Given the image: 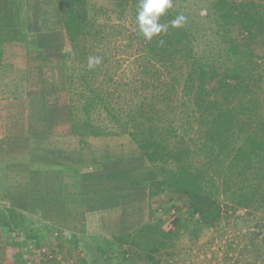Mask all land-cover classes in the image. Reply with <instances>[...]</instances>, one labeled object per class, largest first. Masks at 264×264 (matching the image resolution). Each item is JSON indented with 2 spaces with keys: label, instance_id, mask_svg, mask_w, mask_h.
Returning a JSON list of instances; mask_svg holds the SVG:
<instances>
[{
  "label": "trees",
  "instance_id": "1",
  "mask_svg": "<svg viewBox=\"0 0 264 264\" xmlns=\"http://www.w3.org/2000/svg\"><path fill=\"white\" fill-rule=\"evenodd\" d=\"M139 2L116 0V7L124 10L128 7L130 24L136 23ZM172 3V8L160 18V23L168 25L167 32L154 36L151 41L143 37L134 23L137 33L133 35L141 44L143 53L133 59L139 62L147 58L146 62L150 63V56L158 63V78L153 85L154 88L158 85V94L155 95L152 89V99L158 101L156 125L148 115L146 123L140 119L145 114L144 101L130 105L125 113L121 111L125 108L123 105L113 103L121 96L117 86L122 81L109 73L117 61L108 53V48L103 49L109 36L107 30L112 25L108 20L101 24L95 19L99 12L108 14L110 9L98 8L90 0L0 1L1 36H6V30H13L15 38L28 37L44 57V47L47 46L42 44V49L38 46L39 37L43 36L45 40L47 33L63 34L61 58L72 132L82 136L111 134L91 122V114L96 109L105 111L118 125L127 123L121 121L122 116L130 118L129 124L135 132L132 139L140 151L139 156L145 157L149 166L144 170L130 168L116 172L114 176L119 178L116 179L120 182L119 187L127 183L132 192L146 187L150 195L169 191L186 196L188 217L174 219V229L164 231L162 219L157 217L154 222L150 218L132 233L114 238L138 247L141 240L146 241L145 255L138 256L147 264H173L165 258L166 249L172 247L178 238L179 228L188 227L184 221L192 223L190 232L193 236H197L203 227L218 223L221 219V192L225 195L235 187L239 191L236 195L239 201L248 196L256 197V190L262 189L264 197V0H209L201 17L207 19V26L202 20L193 25L185 16L186 23L179 28L170 24L182 14L175 0ZM197 28L205 29V38H213L218 45L217 55L210 48L207 51L199 48L197 39L202 36ZM128 38L133 39L131 35ZM96 56L101 58V63L89 69V57ZM132 76L145 83L143 74L134 73ZM184 97H187L188 106L185 100L179 105L174 102V106L181 107L179 114L189 110L187 118L194 137H187L184 126L175 125L172 117L163 116V119L160 115L172 106L171 102ZM154 104V101L146 104L149 112ZM180 128L182 133H179ZM157 133L158 139L155 138ZM128 160L131 164L134 161ZM61 168L32 154L28 162L19 164L17 171L4 170L3 181L7 186L3 194L20 211L38 213L57 225L73 224L74 220L62 217L72 218L80 208H89L85 196H89L87 192L91 189H81V204L64 203ZM168 169L172 172L170 175ZM11 181L15 183L13 188L8 186ZM220 187H223L221 192ZM96 190L101 193L102 189L91 190L93 195ZM8 212L17 214L19 211L16 213L13 208ZM18 225L16 220V228ZM100 252L107 255L105 250ZM134 256L137 255L131 258ZM101 259L108 262L106 257ZM95 261L103 264L98 257Z\"/></svg>",
  "mask_w": 264,
  "mask_h": 264
},
{
  "label": "crops",
  "instance_id": "2",
  "mask_svg": "<svg viewBox=\"0 0 264 264\" xmlns=\"http://www.w3.org/2000/svg\"><path fill=\"white\" fill-rule=\"evenodd\" d=\"M12 31H4L5 37L0 35V264H40V256H35L36 252L45 253L43 259L53 258L56 264H63V253L72 250L67 245L68 241L75 249H82L78 243L84 235L92 240L114 239L135 231L152 218L157 207L153 200L160 193L150 195L146 187L132 192L127 183L119 187L120 182L116 180L119 178L114 176L116 172L130 168L144 170L149 166L137 149H134L135 154H129V144L119 152L106 145L99 151L87 139L114 137V134L82 136L71 131L70 104L61 58L63 34L47 33L45 40L43 36L39 37L40 40L36 41L38 46L41 49L47 46L42 57L30 38H15ZM69 141L74 143V147L69 146ZM86 146L89 150L87 158L83 155ZM96 150L100 155L95 154ZM32 154L40 156L43 162L62 167L60 183L64 203L81 204V189H102L101 193L96 190L94 195L91 190L87 192L89 196H85V202L90 204L89 208H80L72 218L62 217L74 220L73 224L57 225L38 213L20 211L4 196L3 189L7 186L3 181L4 170L17 171L19 164L28 162ZM128 159L134 162L131 164ZM8 186L13 188L15 183L11 181ZM13 208L19 212L9 213L8 209ZM22 218L48 223L50 235H44L51 239L43 242L45 238L38 239L34 233L29 234L32 230L26 231V238L21 237L15 221ZM73 236L75 240L71 239ZM102 241L85 245L88 256L84 260L87 264H99L95 261L97 257L103 264L101 258L108 259L100 252L106 246ZM127 262L145 264L140 256H134Z\"/></svg>",
  "mask_w": 264,
  "mask_h": 264
},
{
  "label": "rangeland",
  "instance_id": "3",
  "mask_svg": "<svg viewBox=\"0 0 264 264\" xmlns=\"http://www.w3.org/2000/svg\"><path fill=\"white\" fill-rule=\"evenodd\" d=\"M90 1L98 8L104 7L110 9V13L108 14L99 12L95 19L101 24H105L106 20H108L110 21L109 24L112 25L111 29L107 30V32H109V36L108 39L106 38L105 40V46L103 49L105 47L108 48V53L112 55L114 61H117L113 63L109 69V73H113L115 76H117V80L120 79L122 81V83L117 86L118 91L121 92V96L118 99H114L113 103H115L117 106L123 105L125 108H122L121 111L125 113V111L129 110L130 105L132 107L139 105L144 101L142 104L145 114L143 117H140V119H144L146 123L148 121L146 119L148 115V118L153 119V122L158 125V101L156 102L154 99H152V94L154 91L155 95L158 94L156 92L158 91V85L156 88L153 87L158 78V63H155L154 58L150 56H148L150 63L146 62L147 58L142 59L139 62L133 59V57L140 55V53H143V51L140 50L141 44L139 41H136L137 38L133 35L134 33H137L134 26L136 23L134 22L135 24H130L128 21L129 12L126 10L128 7L125 10L122 7H116V0ZM175 3H177V7L180 8L182 14L187 17V20H190V23L196 25V22L199 21L200 23L202 20L206 26L208 25V23H206L207 19L203 20L201 17L204 15L207 7L209 6V0H175ZM113 8L114 10L112 11ZM123 10L124 12L122 13L121 11ZM204 30L201 28L199 30L197 28L199 36H202L199 38V40L197 39L199 48L204 49L205 51L210 48L214 51V55H217L218 51L216 49L218 48V45L215 43L212 37L209 36V38H205ZM130 35L133 38L131 41L128 38ZM95 51H98V49ZM152 63L155 64L154 67L151 66ZM155 68H157V70H155ZM134 73L143 74L145 77L143 81H145V83L138 82L137 79L132 76ZM152 89L154 91H152ZM183 100L186 101V106H188L187 97H184V99L180 100L176 99L175 101L171 102L173 107L171 106L166 108V110H164L165 114L160 115L162 118L163 116H165L164 118L172 117V119H174L173 123L175 125L182 124L184 126L183 128H185L186 131H183L187 137H194V131L192 130V126L189 125V119L187 118L189 116L187 111L189 110H186L184 114H179L181 107L174 106V102L179 105L180 103L182 104ZM153 101L155 102V106L149 112L147 110L146 104L153 103ZM78 114L80 115L81 112L79 111ZM185 118L186 120H183ZM121 121H126L127 123H125L124 126L118 125L117 121L110 117L105 111L99 112V110L96 109L95 112L91 114V122L93 125H96V127L100 130H108L111 132V135L114 134L115 136L98 139L88 138L87 141L90 142L91 145L97 147L99 151H101L103 147L107 145V147L109 146L110 148L116 149V152H119V149H125L127 148L126 144H129V146H131V152L129 154H135L134 149H137V144L131 136L132 134H135V132H133V126L129 124L131 120L129 117L127 118V116L124 115L122 116ZM148 125L149 124H147L146 127H148ZM126 129L128 131H126ZM179 133H182V128L179 129ZM137 137L140 138V136ZM155 138L158 139V133ZM69 143H71L69 144L70 147H74V143L72 141H69ZM70 151L71 150H69V152ZM88 151L89 150L87 146L83 148V155L85 158H87L86 154H89ZM137 151L139 154L140 151L138 149ZM97 153L99 154V152L96 150L95 154ZM24 157L25 156L22 158ZM22 161L25 160H20V162ZM172 167L173 166L170 168ZM171 173L172 172L169 170L168 174L170 175ZM222 188L223 187L219 188L220 192L223 191ZM238 193V189L233 187L232 190L225 195L222 194V192L219 194V201L221 204L220 221L213 226L203 227L197 236H193L190 232L192 223L189 224V221H184L185 223H188V227L179 228V236L175 239L173 246L166 249L168 254H166L167 252L165 253V258L173 262V264H263V190H256V197L248 196L247 199L240 198V200L237 201L236 195ZM153 205L157 207L152 220L155 222L157 217L162 219L161 228L164 231H169L175 228L173 220L178 216H181L183 219L188 217V201L185 195L165 191L154 198ZM172 210H174L173 213L171 212ZM17 221L19 224L17 226L19 229L18 234H20L21 237L26 238L27 232L32 230L33 232H29V234L34 233L33 235L38 239L45 238L43 242L51 239L48 237L50 235L48 231L50 232L51 230L48 227V223L38 219H30L28 221L23 220V218ZM25 223H27V225L32 228H28ZM168 223H171V225ZM38 233L41 235H38ZM44 234H48V236H45ZM71 239L75 240L74 236L71 237ZM80 240L81 241L78 243V246L79 248L82 247V249H75V246L71 244L70 241L67 242V245L70 246V249L72 250L68 249L66 254L63 253L64 258L61 259L64 261L63 264H87L84 260L86 255L88 256V251L85 245L89 244L90 242L99 244V241L102 240V245H106L103 247V249L107 250L106 253L108 262L106 264H115L117 261L124 262V264H129L127 261L128 259H131L132 255H145L144 243L146 241L143 240H141L140 247L130 243L129 241L124 243V240L121 239H117V241H115V239H107L104 237L99 240H92L90 238H86V235H84ZM34 254L35 256L37 254L40 256V264H44L43 261L46 262L45 264H56L55 261L52 260L53 258L45 257L43 259L42 255H45L43 252H36ZM144 261L145 264H147L146 260Z\"/></svg>",
  "mask_w": 264,
  "mask_h": 264
},
{
  "label": "clouds",
  "instance_id": "4",
  "mask_svg": "<svg viewBox=\"0 0 264 264\" xmlns=\"http://www.w3.org/2000/svg\"><path fill=\"white\" fill-rule=\"evenodd\" d=\"M172 6V0H140L136 14V23L140 33L146 40L151 41L154 36L167 32L168 25L160 23V18ZM185 23L186 17L183 14H178L170 22L173 28L183 27ZM100 63V57H89L88 68L91 69Z\"/></svg>",
  "mask_w": 264,
  "mask_h": 264
},
{
  "label": "built area",
  "instance_id": "5",
  "mask_svg": "<svg viewBox=\"0 0 264 264\" xmlns=\"http://www.w3.org/2000/svg\"><path fill=\"white\" fill-rule=\"evenodd\" d=\"M172 213L174 212V210L171 211ZM169 225H171V223H168Z\"/></svg>",
  "mask_w": 264,
  "mask_h": 264
}]
</instances>
